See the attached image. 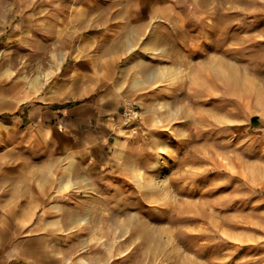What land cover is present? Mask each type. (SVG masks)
I'll return each mask as SVG.
<instances>
[{
	"label": "rangeland",
	"instance_id": "rangeland-1",
	"mask_svg": "<svg viewBox=\"0 0 264 264\" xmlns=\"http://www.w3.org/2000/svg\"><path fill=\"white\" fill-rule=\"evenodd\" d=\"M72 1L0 0V68L18 77L28 43L41 53L40 67H49L51 49H76L80 59L82 48L106 42L85 39L94 30L83 27L94 21L86 8L69 9ZM122 1L134 0H120L123 12ZM193 1L170 0L168 21L145 16L142 3L130 9L133 19L119 20L118 31L130 36L122 65L135 59L145 78L147 63L159 68L152 81L167 83L142 88L137 121L122 117L114 167H97L95 183L83 182L77 168L66 172V191L77 196L69 202L80 195L84 225L19 227L16 240L43 235L65 243L72 261L91 264H264V0ZM108 5L111 18L116 5ZM76 209L61 216L64 224ZM14 226L5 214L2 241Z\"/></svg>",
	"mask_w": 264,
	"mask_h": 264
},
{
	"label": "crops",
	"instance_id": "crops-1",
	"mask_svg": "<svg viewBox=\"0 0 264 264\" xmlns=\"http://www.w3.org/2000/svg\"><path fill=\"white\" fill-rule=\"evenodd\" d=\"M109 3L112 7L116 5L111 18L107 17ZM122 3L123 12L119 8L120 0H84L80 3L73 0L67 5L69 9L86 8L87 19L94 21L84 25L85 33L89 28L94 30V35L88 34L85 39L106 41L97 47L82 48L80 59L76 58V49L56 48L46 54L52 64L40 67L41 53L28 43L21 51L23 67L18 77L12 76L9 68L1 65L0 201L7 203L0 207V226L5 214L12 215L15 226L5 241L0 239V264H91L84 258L72 261L76 258L67 254L65 243L48 242L43 235L16 240L14 234L19 227L29 232H50L84 225V218L80 217L82 207L78 205L80 195L74 206L69 202L77 196L71 197L66 191L67 185L72 184L66 172L77 168L85 175L83 182L90 179L95 183L92 175L97 167H114L116 143L125 141L120 138L124 105L131 101L137 104L139 97L145 99L139 94L143 87L167 83V78L153 82L151 74L159 68L154 69L147 63L145 78L138 71L141 69L135 59L129 58L122 65V56L130 51L127 42L130 36L118 28L133 19L130 9L136 4L145 6V16L151 18L154 14L162 21L174 17L173 5L170 0ZM62 4L59 3L58 8ZM49 18L52 22L53 17ZM122 18L125 22L120 23ZM146 24L144 21L141 26ZM137 79L141 85L135 87L133 83ZM46 167L57 176L52 177ZM105 179L110 178L106 176ZM108 182L102 181V184ZM74 207L77 209L72 223L64 224L61 216ZM41 211L39 221L29 224L30 217ZM20 215L23 218L17 217ZM5 231L0 230V237ZM103 261L97 259L94 263Z\"/></svg>",
	"mask_w": 264,
	"mask_h": 264
},
{
	"label": "built area",
	"instance_id": "built-area-1",
	"mask_svg": "<svg viewBox=\"0 0 264 264\" xmlns=\"http://www.w3.org/2000/svg\"><path fill=\"white\" fill-rule=\"evenodd\" d=\"M122 117L124 119V123L127 124L131 121L139 119V107L135 102H127L124 105L122 111Z\"/></svg>",
	"mask_w": 264,
	"mask_h": 264
},
{
	"label": "bare ground",
	"instance_id": "bare-ground-1",
	"mask_svg": "<svg viewBox=\"0 0 264 264\" xmlns=\"http://www.w3.org/2000/svg\"><path fill=\"white\" fill-rule=\"evenodd\" d=\"M7 103H8V102H7ZM11 106H13V104H12ZM11 106H10V107H11ZM4 107H5V106H4Z\"/></svg>",
	"mask_w": 264,
	"mask_h": 264
}]
</instances>
